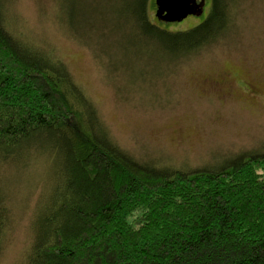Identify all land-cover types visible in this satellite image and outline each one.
<instances>
[{
	"label": "trees",
	"instance_id": "trees-1",
	"mask_svg": "<svg viewBox=\"0 0 264 264\" xmlns=\"http://www.w3.org/2000/svg\"><path fill=\"white\" fill-rule=\"evenodd\" d=\"M3 1L0 164L25 151L62 161L26 264H264V152L188 171L138 162L112 141L67 68L9 32ZM156 1L126 0L127 14L139 42L172 60L213 45L231 23L228 0H190L185 20L200 23L172 31L180 23L158 17Z\"/></svg>",
	"mask_w": 264,
	"mask_h": 264
},
{
	"label": "rangeland",
	"instance_id": "rangeland-1",
	"mask_svg": "<svg viewBox=\"0 0 264 264\" xmlns=\"http://www.w3.org/2000/svg\"><path fill=\"white\" fill-rule=\"evenodd\" d=\"M228 2L232 18L223 36L172 60L139 42L126 0L3 1L9 32L67 68L121 150L183 171L264 152V0ZM179 23L171 30L200 22ZM11 162L0 164V203L8 213L0 264H26L62 161L25 151Z\"/></svg>",
	"mask_w": 264,
	"mask_h": 264
},
{
	"label": "water",
	"instance_id": "water-1",
	"mask_svg": "<svg viewBox=\"0 0 264 264\" xmlns=\"http://www.w3.org/2000/svg\"><path fill=\"white\" fill-rule=\"evenodd\" d=\"M191 3L190 0H157L156 5L160 8L157 15L160 17L162 14H166L167 21L170 22H181L186 19L191 13L188 6ZM206 3L202 4L201 10L198 14V17H201L203 14V8ZM162 6V7H161Z\"/></svg>",
	"mask_w": 264,
	"mask_h": 264
}]
</instances>
